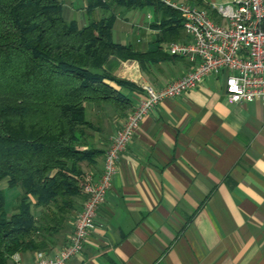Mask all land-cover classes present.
<instances>
[{
  "label": "crops",
  "instance_id": "1",
  "mask_svg": "<svg viewBox=\"0 0 264 264\" xmlns=\"http://www.w3.org/2000/svg\"><path fill=\"white\" fill-rule=\"evenodd\" d=\"M58 1L64 19L86 24L85 0ZM171 1L190 2L223 24L211 6L229 0ZM110 14L113 41L149 56L143 65L126 61L109 67L132 86L111 83L128 99L126 109L109 103L84 106L92 146L102 154L80 168L95 176L102 171L110 138L141 97V87L161 88L193 69L186 59L162 51L187 37L183 30L177 38L166 31L154 7L106 3L91 16L99 20ZM223 86V77L210 75L142 119L119 159L94 230L67 264H264V97L228 104ZM81 201L76 199L62 230L43 251L53 254L67 245ZM16 202L8 211L5 206L8 215ZM35 253L18 252L7 264H32Z\"/></svg>",
  "mask_w": 264,
  "mask_h": 264
},
{
  "label": "trees",
  "instance_id": "2",
  "mask_svg": "<svg viewBox=\"0 0 264 264\" xmlns=\"http://www.w3.org/2000/svg\"><path fill=\"white\" fill-rule=\"evenodd\" d=\"M106 3L152 6L174 38L182 31L179 13L158 0H85L83 27L64 19L58 0H0V181L20 190L12 215L0 190V264L45 250L83 198L80 164L102 154L84 106H129L115 86L131 84L109 67L149 55L113 41L112 14L92 18Z\"/></svg>",
  "mask_w": 264,
  "mask_h": 264
},
{
  "label": "built area",
  "instance_id": "3",
  "mask_svg": "<svg viewBox=\"0 0 264 264\" xmlns=\"http://www.w3.org/2000/svg\"><path fill=\"white\" fill-rule=\"evenodd\" d=\"M158 1L179 13L187 37L185 42L167 43L162 51L186 59L193 69L161 88L141 87V97L109 140L101 173L95 176L88 172L81 178L83 198L67 245L53 254L37 251L32 264H67L80 253L96 226L97 211L104 203L122 153L142 119L162 101L195 89L210 75L223 77V96L228 104L242 105L264 97V0H229L212 5L223 24L190 2Z\"/></svg>",
  "mask_w": 264,
  "mask_h": 264
},
{
  "label": "rangeland",
  "instance_id": "4",
  "mask_svg": "<svg viewBox=\"0 0 264 264\" xmlns=\"http://www.w3.org/2000/svg\"><path fill=\"white\" fill-rule=\"evenodd\" d=\"M0 188L5 192V206L8 211V207L12 206L19 197L20 191L17 188H8L4 180L0 181Z\"/></svg>",
  "mask_w": 264,
  "mask_h": 264
}]
</instances>
